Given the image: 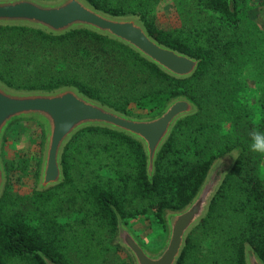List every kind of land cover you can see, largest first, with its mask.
<instances>
[{"label":"trees","instance_id":"trees-1","mask_svg":"<svg viewBox=\"0 0 264 264\" xmlns=\"http://www.w3.org/2000/svg\"><path fill=\"white\" fill-rule=\"evenodd\" d=\"M86 1L111 16L139 17L159 44L198 60L196 73L172 79L125 46L85 30L55 37L0 27V82L17 91L72 86L130 116H152L177 96L189 98L199 112L176 125L157 156L151 182L137 141L86 128L64 150V182L25 196L13 190V181L34 180L38 159L28 153L7 159V132L0 264H132L114 244L115 212L125 225L133 221L136 231L145 222L159 224L165 233L164 212L185 207L212 164L234 150L237 160L207 216L188 235L177 264H246L245 245L264 264V153L250 149L252 133L264 132V28L256 25L264 0H231L232 6L228 0H169L178 15L169 29L155 17L165 0ZM105 67L144 91L132 98L114 88L100 77ZM257 92V103L248 106L247 96ZM254 109L261 112L256 123L249 117ZM9 134L19 137L13 129Z\"/></svg>","mask_w":264,"mask_h":264},{"label":"water","instance_id":"water-1","mask_svg":"<svg viewBox=\"0 0 264 264\" xmlns=\"http://www.w3.org/2000/svg\"><path fill=\"white\" fill-rule=\"evenodd\" d=\"M230 6L232 1L228 0ZM0 27H26L58 37L85 30L133 51L163 74L175 80L190 79L199 61L159 44L149 36L137 16H111L86 0H0ZM199 112L189 98L177 96L152 116H130L82 95L72 86L52 91H17L0 82V199L6 185L2 157L4 137L13 124L34 121L42 130V146L35 190L44 192L65 180L62 155L72 138L86 128H101L137 141L146 159L151 182L155 162L176 125ZM239 151L216 160L193 199L178 211L164 212L165 236L161 246L149 250L118 214L114 244L132 264H177L191 231L207 216L210 204L232 170ZM246 264H262L245 245Z\"/></svg>","mask_w":264,"mask_h":264},{"label":"rangeland","instance_id":"rangeland-1","mask_svg":"<svg viewBox=\"0 0 264 264\" xmlns=\"http://www.w3.org/2000/svg\"><path fill=\"white\" fill-rule=\"evenodd\" d=\"M155 17L156 21H158L160 24H163L167 29L174 28L176 24H178V15L176 11H174L170 6L169 0H165L158 5L155 12ZM256 22V25L258 27L264 28V14L260 16V18ZM261 30L264 31V29ZM102 72L103 73L100 74V77L107 79L114 88L123 90V93L126 92V94L132 98H138L144 91V86L139 83L135 84L134 88H132V86L128 84V82L130 83V78L127 77L124 73H119V71L114 72L106 67L103 68ZM247 77L249 80L253 77V75L250 74V76L247 75ZM260 94L261 93L258 94V92L256 94H249L247 96L248 100L246 99V103L248 104V106L250 104H256L257 100L260 98ZM260 113L255 109L251 110V112H249V117L252 118V121L254 123H256L259 120L258 115H261ZM12 129L17 131V135H19V137L9 134ZM40 132L42 133L41 127L34 121H24L16 123L14 126H12V128L8 130L7 133V136L9 137L8 144L5 147V157H7V159H13L15 154L24 156L26 153H28L27 155L35 157L36 160L38 159L39 164L42 146V138H39ZM39 142L40 146L37 147L36 143ZM32 162L33 165L35 161ZM36 182L37 177L34 180L31 179V177H24L19 182L14 180L13 190L17 191L20 195H28L32 189L36 188ZM137 222L141 223V221L139 220ZM132 223L133 221L131 220L127 222L128 228L134 233V235L146 248H148L149 250H155L161 246L165 233L159 224L152 223L150 225H147L144 222V225H142V223L140 224V226L135 225L139 228V231H136L130 227Z\"/></svg>","mask_w":264,"mask_h":264},{"label":"clouds","instance_id":"clouds-1","mask_svg":"<svg viewBox=\"0 0 264 264\" xmlns=\"http://www.w3.org/2000/svg\"><path fill=\"white\" fill-rule=\"evenodd\" d=\"M250 149L256 153H264V132L252 133Z\"/></svg>","mask_w":264,"mask_h":264},{"label":"flooded vegetation","instance_id":"flooded-vegetation-1","mask_svg":"<svg viewBox=\"0 0 264 264\" xmlns=\"http://www.w3.org/2000/svg\"><path fill=\"white\" fill-rule=\"evenodd\" d=\"M116 236H117V232H116ZM116 238V237H115Z\"/></svg>","mask_w":264,"mask_h":264}]
</instances>
